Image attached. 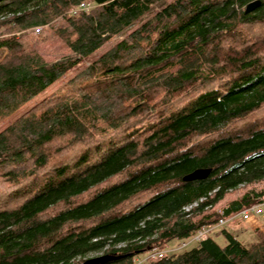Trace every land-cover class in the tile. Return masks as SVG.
I'll return each mask as SVG.
<instances>
[{"label":"trees","instance_id":"trees-1","mask_svg":"<svg viewBox=\"0 0 264 264\" xmlns=\"http://www.w3.org/2000/svg\"><path fill=\"white\" fill-rule=\"evenodd\" d=\"M83 1L0 0V124L75 71L0 130V264H135L264 202V35L245 30L264 0H172L135 28L163 0ZM215 230L143 264H264V231Z\"/></svg>","mask_w":264,"mask_h":264},{"label":"rangeland","instance_id":"rangeland-1","mask_svg":"<svg viewBox=\"0 0 264 264\" xmlns=\"http://www.w3.org/2000/svg\"><path fill=\"white\" fill-rule=\"evenodd\" d=\"M86 1H90V0H86ZM172 0H163L159 3H157L152 10L147 13L146 15H144L141 19H139L136 23L135 26L133 28H135L136 26L140 25L143 21L147 20L148 18H150L157 10L161 9L162 6L166 5L168 2H170ZM132 28V29H133ZM245 30L249 31V34H254L255 36H262L264 35V24L263 25H258V26H253V28L249 27V28H245ZM120 38H122V36H116L113 37L110 41H108L106 44H104L94 55V57L99 56L100 54L104 53L107 49H109L112 45H114L118 40H120ZM59 45H53L51 46V50H53V52L55 53L58 49ZM60 52V51H59ZM84 66V64L82 65V67ZM75 73V71L72 72V74H70L67 78H65L64 80H62L61 82H59L58 84H56L54 87L50 88L48 90V92H46L43 96H39L36 99H34L33 101H31L27 106H25L24 108L16 111L15 113H13L10 117H8L6 120H4L1 124H0V130L4 127H6L8 124H10L11 122L14 121V119L16 117H18L19 115L23 114L24 112H26L30 107H32L34 104H36L39 100L43 99L44 96L46 95H50L53 91L57 90L64 82H66L68 80V78L70 79V77ZM182 97H179L176 100H173L172 104L177 103L176 101L179 100ZM262 210L263 213L260 215H256L253 214V216L255 218L258 219L259 221V226L263 227L264 229V205L262 206ZM252 216V217H253ZM222 229L221 226L216 227L215 231H220ZM214 238L216 239V241L220 244V245H225L226 244V238L224 236V234L218 233V234H213ZM241 239V238H240ZM256 240L255 235L249 237L248 239H244L245 244L250 245L252 242H254ZM182 239L179 238H174L171 239L168 243H167V251H172V250H178L181 251L185 248H188L190 246H192L195 242H189V241H185V243L187 245H184V243L182 242ZM148 255L147 252H144L142 254H140V257L142 259L146 258ZM91 256H95V255H91ZM90 256V257H91Z\"/></svg>","mask_w":264,"mask_h":264},{"label":"built area","instance_id":"built-area-1","mask_svg":"<svg viewBox=\"0 0 264 264\" xmlns=\"http://www.w3.org/2000/svg\"><path fill=\"white\" fill-rule=\"evenodd\" d=\"M93 7V3L91 1H83L81 2L78 6H76L73 11L74 12H77V11H80V10H85V11H88L90 10L91 8ZM197 204V203H195ZM264 205V202L260 203V204H253L251 205L250 207H247L245 209H243L240 213H238L235 218H240L242 220H248L250 219L253 214H256V215H260L263 213V210H262V206ZM193 207V205H190V206H187L185 209L186 210H189ZM221 214L223 213V211L221 210L220 211ZM230 219H227V218H221L218 225L216 226H203L201 229H199L197 231V233L190 239L188 240L189 242H196V241H200V240H204L208 237V235L218 226H224V225H227V223L229 222ZM184 245H187L185 242H184ZM172 251H178V250H172ZM171 251V252H172ZM168 252L170 251H167V250H160V251H154V252H149L147 257L144 258V259H138L136 261L135 264H143L144 261H146L148 258H156V257H163L165 254H167Z\"/></svg>","mask_w":264,"mask_h":264},{"label":"water","instance_id":"water-1","mask_svg":"<svg viewBox=\"0 0 264 264\" xmlns=\"http://www.w3.org/2000/svg\"><path fill=\"white\" fill-rule=\"evenodd\" d=\"M261 1L260 0H254L251 3L247 5L246 12H252L254 11L259 5ZM210 169H197L188 175L184 176V181H193V180H199V179H204L208 177L210 174ZM120 256L114 255L111 253L107 254H100V255H95L87 258L84 262V264H104L108 261L115 260L119 258Z\"/></svg>","mask_w":264,"mask_h":264},{"label":"crops","instance_id":"crops-1","mask_svg":"<svg viewBox=\"0 0 264 264\" xmlns=\"http://www.w3.org/2000/svg\"><path fill=\"white\" fill-rule=\"evenodd\" d=\"M225 226L229 230L233 231L234 235H236L238 238H241V240L248 239L249 237L254 236V233L257 230L264 231L263 227L259 226L258 219L254 216L248 220H242V222L236 223V220L228 222Z\"/></svg>","mask_w":264,"mask_h":264}]
</instances>
